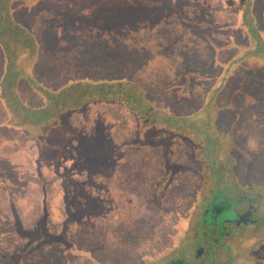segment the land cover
Wrapping results in <instances>:
<instances>
[{
  "label": "rangeland",
  "instance_id": "obj_1",
  "mask_svg": "<svg viewBox=\"0 0 264 264\" xmlns=\"http://www.w3.org/2000/svg\"><path fill=\"white\" fill-rule=\"evenodd\" d=\"M235 190L264 216V0H0V264H157Z\"/></svg>",
  "mask_w": 264,
  "mask_h": 264
},
{
  "label": "flooded vegetation",
  "instance_id": "obj_2",
  "mask_svg": "<svg viewBox=\"0 0 264 264\" xmlns=\"http://www.w3.org/2000/svg\"><path fill=\"white\" fill-rule=\"evenodd\" d=\"M233 189L231 188L230 190ZM235 192L237 191H230L231 194L233 193L230 196L231 199L230 197H226L229 198L226 201H231L230 203L227 202L226 204L223 201H219L213 206V201H211L201 209L200 213L195 210L191 211L188 219L185 221L186 227L179 232V235H181L178 236L179 239H177L175 248L171 250V255H167V258L165 257L157 264H167L171 261H181L183 264H233L236 251L239 252L243 249L246 241L254 239V237L248 238L251 235L254 236L253 229L258 226L259 230L261 228V231H264V224L260 223L264 216L257 217V203L255 200L247 197V195L237 194L235 196ZM241 198L245 201L243 210L236 213L234 219L226 218L223 221H218V217L226 213L232 203L237 202L238 199L241 200ZM209 204H212L211 208H208ZM198 218L202 223L204 221L200 226L201 231L199 230L194 236H189V230L194 229ZM232 229H238V232H235L238 234L228 231ZM249 233L252 234L248 235ZM211 234H215L216 237L214 236L215 239L211 244L212 247L209 246L210 248L207 249L206 242L209 240ZM190 241H192L191 245H189ZM241 242L243 243L241 244ZM254 246L248 247V250L252 252L255 248Z\"/></svg>",
  "mask_w": 264,
  "mask_h": 264
},
{
  "label": "trees",
  "instance_id": "obj_3",
  "mask_svg": "<svg viewBox=\"0 0 264 264\" xmlns=\"http://www.w3.org/2000/svg\"><path fill=\"white\" fill-rule=\"evenodd\" d=\"M116 16H117V19H118V20L121 19V16H120V13H119V12L116 14ZM79 97H80V95H79ZM113 97L116 98L114 95H113ZM58 98H60V97H58ZM71 100H72V102L77 101V100H75V99H74V100L71 99ZM76 104H77V103H76ZM76 104H71V106H72V107H75ZM69 105H70V104H69ZM118 105H119V104H118ZM21 108H22V107H21ZM128 108H129V107H128ZM19 109H20V108H19ZM22 109H23V108H22ZM22 109H21V110H22ZM129 109L131 110V108H129ZM132 109H133V108H132ZM166 110H169V109L166 108ZM133 111H134V109H133ZM165 112L169 114L168 111H165ZM133 113H134V112H133ZM36 114H37V113H36ZM25 128L27 129V128H29V127H25ZM169 133H171V132H169ZM34 139H35V138H34ZM33 142H34V141H33ZM37 144H38V143H37ZM43 147H44V146H43ZM43 147H42V148H43ZM54 147H58V148H59V147H61V145H60V144H57V146H54ZM59 164H60V165H57V164H52V165H51V169H50L51 171H50V172H51V173H52V172L54 173V174H52V177L55 175V169H54V166H55V165H56V167H57V166H61V165H62V166H65V165H66V164H64V163H62V162L59 163ZM53 165H54V166H53ZM53 170H54V171H53ZM59 176H60V175H59ZM60 177H61V176H60ZM68 177H69V176H67V178H66L67 180H66V181H68ZM59 180L61 181V187H64L65 185H67V183L65 182V179L62 178V179H59ZM62 181H63V182H62ZM41 193H42V192H41ZM14 256H15V255H14Z\"/></svg>",
  "mask_w": 264,
  "mask_h": 264
},
{
  "label": "water",
  "instance_id": "obj_4",
  "mask_svg": "<svg viewBox=\"0 0 264 264\" xmlns=\"http://www.w3.org/2000/svg\"><path fill=\"white\" fill-rule=\"evenodd\" d=\"M214 204L216 205L217 203L215 202ZM214 204H213V206H214ZM211 207H212V205H211ZM208 211H209V209H208ZM167 264H183V263L181 261H171Z\"/></svg>",
  "mask_w": 264,
  "mask_h": 264
},
{
  "label": "crops",
  "instance_id": "obj_5",
  "mask_svg": "<svg viewBox=\"0 0 264 264\" xmlns=\"http://www.w3.org/2000/svg\"><path fill=\"white\" fill-rule=\"evenodd\" d=\"M136 138H137V136H136Z\"/></svg>",
  "mask_w": 264,
  "mask_h": 264
}]
</instances>
